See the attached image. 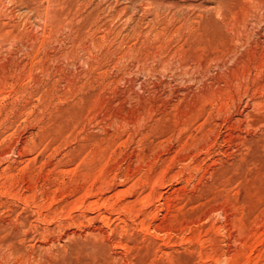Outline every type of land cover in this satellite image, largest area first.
I'll use <instances>...</instances> for the list:
<instances>
[{
	"label": "rangeland",
	"instance_id": "rangeland-1",
	"mask_svg": "<svg viewBox=\"0 0 264 264\" xmlns=\"http://www.w3.org/2000/svg\"><path fill=\"white\" fill-rule=\"evenodd\" d=\"M0 264H264V0H0Z\"/></svg>",
	"mask_w": 264,
	"mask_h": 264
}]
</instances>
